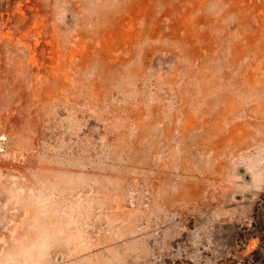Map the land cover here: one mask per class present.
Returning a JSON list of instances; mask_svg holds the SVG:
<instances>
[{"label":"rangeland","instance_id":"obj_1","mask_svg":"<svg viewBox=\"0 0 264 264\" xmlns=\"http://www.w3.org/2000/svg\"><path fill=\"white\" fill-rule=\"evenodd\" d=\"M264 227V0H0V264H244Z\"/></svg>","mask_w":264,"mask_h":264},{"label":"trees","instance_id":"obj_2","mask_svg":"<svg viewBox=\"0 0 264 264\" xmlns=\"http://www.w3.org/2000/svg\"><path fill=\"white\" fill-rule=\"evenodd\" d=\"M264 233V227H263ZM244 264H264V236L261 238L260 245L249 253Z\"/></svg>","mask_w":264,"mask_h":264}]
</instances>
